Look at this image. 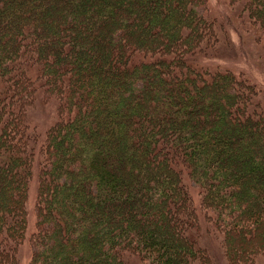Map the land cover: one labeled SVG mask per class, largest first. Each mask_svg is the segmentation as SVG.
<instances>
[{
    "label": "trees",
    "instance_id": "trees-1",
    "mask_svg": "<svg viewBox=\"0 0 264 264\" xmlns=\"http://www.w3.org/2000/svg\"><path fill=\"white\" fill-rule=\"evenodd\" d=\"M224 2L264 45V0ZM223 24L206 0H0V264L26 238L29 264H213L207 232L230 264L264 257V93L199 67Z\"/></svg>",
    "mask_w": 264,
    "mask_h": 264
},
{
    "label": "rangeland",
    "instance_id": "rangeland-1",
    "mask_svg": "<svg viewBox=\"0 0 264 264\" xmlns=\"http://www.w3.org/2000/svg\"><path fill=\"white\" fill-rule=\"evenodd\" d=\"M210 6L211 14L224 23L225 33L229 35V42L220 45L217 55L202 57L199 62V67L202 65L214 70L221 67L234 71L237 76L244 75L253 82L264 93V45L250 43L251 37L249 33L241 26L240 21L236 19L229 20L224 15L228 14L230 8L225 4L224 0H206ZM219 22V21H218ZM221 23V22H220ZM263 43V42H261ZM57 104L58 102L53 97H47L46 94L40 92L34 104L30 107L28 120L30 126H33L40 132L41 136L57 119ZM36 159L33 165V176L30 181L28 194V231L35 230V222L37 220L36 199L39 191L40 170L38 168V157L42 152L36 150ZM194 193H196L194 191ZM197 195V193H196ZM206 248L212 258L213 264H230L227 260L222 245L219 240L214 238L212 234L207 232ZM35 249L31 238H26L18 248V257L20 264H29L32 252ZM137 264H140L136 261ZM252 264H264V257L258 256Z\"/></svg>",
    "mask_w": 264,
    "mask_h": 264
}]
</instances>
